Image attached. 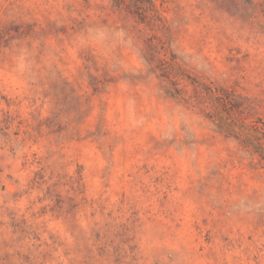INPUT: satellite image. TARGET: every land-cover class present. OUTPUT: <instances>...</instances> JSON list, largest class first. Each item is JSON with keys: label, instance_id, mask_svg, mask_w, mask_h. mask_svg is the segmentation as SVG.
<instances>
[{"label": "rangeland", "instance_id": "374dc122", "mask_svg": "<svg viewBox=\"0 0 264 264\" xmlns=\"http://www.w3.org/2000/svg\"><path fill=\"white\" fill-rule=\"evenodd\" d=\"M0 264H264V0H0Z\"/></svg>", "mask_w": 264, "mask_h": 264}]
</instances>
